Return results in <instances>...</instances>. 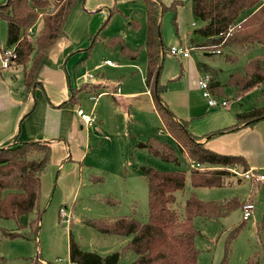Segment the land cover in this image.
Segmentation results:
<instances>
[{"label": "rangeland", "instance_id": "374dc122", "mask_svg": "<svg viewBox=\"0 0 264 264\" xmlns=\"http://www.w3.org/2000/svg\"><path fill=\"white\" fill-rule=\"evenodd\" d=\"M4 1L0 0V4ZM160 1L169 6L172 0ZM179 1L183 2L184 6L177 12L176 25L173 11L166 12L162 18L164 42L169 48L171 46L181 48L183 45L182 48L188 49L196 69L204 66L214 69L216 74L212 78L215 82L226 85L230 75L243 72L249 60L256 56L264 57V46H253L244 51L240 48H227L221 53L204 51L200 45L202 38L194 34L203 23L194 17L191 0ZM84 4V1L81 2L82 8ZM113 8L115 11L109 18ZM136 19L138 26L130 25L133 22L137 23ZM145 20L142 0L133 3L117 0V3L98 9L91 16V24L95 29L93 36L99 34V41L91 50L89 57L87 56L88 58L83 57V54L78 52L81 48H78L69 54L73 53L66 61L72 81L78 84L79 89L87 82L84 75L79 78L83 68L85 70L87 68L86 71L94 76V79L88 80L87 89L75 92L78 101L82 102V109L90 112L99 93H111L99 98V107L97 111H94L96 122L92 127H88L90 130L92 128L90 132L92 151L88 152L87 161L82 165L79 164V167H82H80L77 182L74 176L69 174L70 171L68 172L69 165H66L67 169L64 170V160L62 165L59 164L62 160L59 162L54 160L53 156L50 157V162L42 176L39 204L40 209L44 210V215L38 242H27L23 238H7L2 232L16 230L17 223L0 217V264H32L44 257L51 258L49 262L53 264H66L71 236L85 252L95 253L101 257L121 253L132 236L103 235L86 222L128 217L146 223L149 217L148 187L147 180L141 173V167L148 165L161 171L189 168V161L183 156H180L181 163L178 165L165 162L151 154L149 144L152 137L168 143L180 154L175 140L162 127L155 105L150 102L151 97L143 96L130 100L116 97L146 91L144 84L147 70ZM84 24V21L76 20L75 30L80 31ZM115 37H119L129 49L139 52L134 62L121 51V47L111 49L104 44L105 40ZM7 40L8 25L4 19L0 18V46H7ZM76 40L81 38L78 35L73 36L71 42ZM107 60L116 64L117 67L107 66L105 64ZM180 61L184 63L185 59L179 60L168 54L166 58L168 73L179 66L177 74L179 75ZM183 67L185 69L184 64ZM13 71L18 78L14 83L19 84L23 77V68H14ZM168 73L162 75V82L169 83L168 88L174 86L172 90L182 89L189 92L192 86L189 79L173 81ZM184 73L183 70L182 75ZM99 83L101 85L98 87L94 86ZM117 85L121 88V92L113 96L112 91ZM192 87L203 95V90L199 87L196 85ZM227 92L228 96L224 99L228 102V106L224 108H229L228 110H231L233 114L264 106V94L261 88L247 91L239 99L235 98L230 88H227ZM194 97H196L195 94L192 95V98ZM107 105H112L115 112L107 110ZM221 108L223 107L218 106L216 109ZM231 170L229 176L225 178V185L217 188H195L188 178L184 191L176 194L177 200L171 206L172 209L183 214L185 201L192 193L203 200L225 201L237 197L246 202L251 200L254 205L252 217L248 220L244 219L243 208L220 219L198 218L195 220V227L199 231L195 241L200 252L198 264H221L226 255V243L231 237L230 233L235 230L237 235L230 246L228 264H247L248 259L253 256L259 264H264V234L258 232L264 220V182L256 184L236 173L237 176H235L233 171L239 174L243 172L240 168ZM258 172L264 173V169ZM93 174L102 179L92 181ZM58 203L61 204L65 215L60 213L61 207ZM25 220H23L24 223ZM56 223L57 228L54 226ZM21 233L29 234V230L21 231ZM23 245L33 250L32 256L21 254L25 250ZM134 259V254H129L121 257L119 264H131Z\"/></svg>", "mask_w": 264, "mask_h": 264}, {"label": "trees", "instance_id": "16d2710c", "mask_svg": "<svg viewBox=\"0 0 264 264\" xmlns=\"http://www.w3.org/2000/svg\"><path fill=\"white\" fill-rule=\"evenodd\" d=\"M84 0H5L0 4V18L8 25L7 46L15 47L17 59L14 63L24 68L26 95L41 86L39 72L48 60L49 53L61 37L75 7ZM192 12L202 26L195 30L203 42L201 48L208 53H221L223 49L241 50L253 46H264V0H191ZM146 14V86L152 95L155 111L162 127L175 140L180 154L168 143L157 137L150 138L151 154L169 163L180 164V156L187 158L189 168L177 171H161L152 166L141 167L147 180L149 217L146 223L134 218L116 220L97 219L86 223L103 235L132 236L123 251L101 257L85 252L77 241L70 237V264H119L121 257L134 254L131 264H198L199 250L195 241L199 231L195 220L220 219L242 208L245 201L237 197L225 201L203 200L192 193L185 201L184 213L171 206L178 192L184 191L187 179L195 188H217L225 185L231 169L250 170L247 159L237 155H222L205 147L202 139L189 132V121L176 119L163 99L168 85L162 83L164 60L168 48L163 39L162 18L168 11L176 16L184 5L174 0L169 6L160 0H144ZM109 13V18L114 13ZM137 21V20H135ZM41 24L39 31L37 27ZM134 26H138L133 22ZM99 41V34L92 36L85 49L90 53ZM109 48L121 47V51L132 59L138 51L129 49L119 38L105 40ZM182 70V66H181ZM199 70L210 77L209 92L216 98H226L227 88L239 99L247 91L261 88L264 94V57L249 60L243 72L230 75L226 85L213 80L216 71L207 66ZM182 73V72H181ZM264 120V106L236 115V125L251 127ZM224 131H220L221 134ZM216 134L208 135L209 138ZM52 149L47 142H20L15 146L0 148V217L15 221V231L2 233L10 239L29 238L38 242L44 210L40 209L42 176L50 162ZM199 165V166H198ZM235 174V173H234ZM235 176H237L235 174ZM92 175L91 180H101ZM114 201L113 199H111ZM115 202V201H114ZM33 216L28 223L23 220ZM258 232L264 234V220ZM29 230V234L21 231ZM237 230L231 232L226 243V255L221 264H228L231 244ZM247 264H259L255 256Z\"/></svg>", "mask_w": 264, "mask_h": 264}, {"label": "crops", "instance_id": "0c3cea01", "mask_svg": "<svg viewBox=\"0 0 264 264\" xmlns=\"http://www.w3.org/2000/svg\"><path fill=\"white\" fill-rule=\"evenodd\" d=\"M126 1H132L133 3L137 0ZM142 1L144 2V0ZM173 1L174 0H172L171 3ZM84 2L85 4L83 8L80 5L81 3L75 7L65 26V35L61 37L51 49L48 60L42 65L39 72L41 86L35 89L33 93L26 95L24 86V68L22 66L16 65L14 61L11 62L8 68H3L2 66L1 57L3 52L8 49L15 51V47L0 46V148L15 146L20 142H47L51 146V156H53V159L58 160L59 162L62 160L59 164H62L64 160V170L67 169L65 166L69 165L68 172L70 171L69 174L74 176L76 182L78 181L80 167H82H79V164L82 165V163H85L89 156L88 152L92 151L90 135L92 128L90 130L88 127L84 126L80 116L77 114V111L82 109V102L78 101L75 92L87 89L89 83L88 80L90 79L84 78L87 79V82L79 89L78 84L72 81L70 73L68 72L66 60L70 58L73 53L71 55L69 54L73 52V50L76 51L78 48H81L78 52H81L83 57H89L90 53H87L85 49L89 46V40L95 31L91 24V16L96 13L98 9L109 7L117 3V0H84ZM76 20H82L85 22L80 31H76L74 28ZM131 24L133 23H130V25ZM39 29L40 27L38 26L37 32ZM194 34L197 35L195 32ZM76 35H78L81 40H76L72 43V38ZM181 46L183 47V45ZM171 47L169 48L167 46L168 51L164 60V74L168 73V62H166V58L168 54L172 55L170 53ZM174 57L179 60L185 59V62L183 63L180 61L182 70L180 68L179 75H177L179 72L178 66L175 70H172L171 73H168V76L173 78V81L177 82L185 81L187 78L192 83V86L196 85V87H198V82L205 75L198 69L199 67L197 69L195 68L193 59L190 55L188 58H182L180 56ZM128 59L132 62L136 60V58L132 59L130 57H128ZM187 63L188 66L186 67ZM183 64L185 65V69ZM19 67L23 68V77L19 84H15L14 82L17 81L18 78L13 69ZM109 67H117V65L115 64V66ZM83 70L85 69L83 68ZM83 70L79 78H82L83 75L88 73L86 71L87 68L85 71ZM183 70L185 73L182 75L181 72H183ZM146 77L147 70L144 77V84L146 87L145 92L129 93L123 97H116L123 100L138 99L143 96L152 98V95L146 86ZM77 80L78 78L76 77V81ZM161 81H163V79H161ZM168 84L169 83H167V85ZM99 85H101V83L94 86L98 87ZM192 86L188 93L182 89L172 90L171 88L174 86H171V88L169 87L167 92L163 95V99L175 115L176 119L189 121V132L193 136L201 138L202 143L206 148L222 155H237L245 157L251 171L258 172V170L264 169V120L251 127L242 125L231 130L229 128H233L237 123L236 115L242 113V111L233 114L231 110H228L229 108H209L208 99L204 96V92L202 95V93L195 90ZM110 94L111 93L107 92L99 93L91 111L88 112L84 109L83 110L86 113H92L94 115V111H97L100 104L99 98ZM194 94L196 97L192 98V95ZM112 95L119 94L113 89ZM150 102H152V104L154 103L153 98ZM106 109L115 112V108L112 105H107ZM220 131L224 132L218 134ZM160 132L163 133L162 131ZM210 134L216 135L209 138L208 135ZM68 172H66V174H68ZM248 202H251V200H248ZM58 205L61 207L60 203H58ZM61 210L62 207L60 208V213ZM32 217V215L28 216L25 223H28ZM54 226L57 228V223ZM10 230L15 231V229ZM25 230H28V228ZM23 239L27 240V242L33 241L29 238ZM23 247L25 250L21 254L23 256H32L34 253L33 250H29L25 245H23ZM49 259L52 260L51 258L44 257L40 258V260L37 259V262H34L32 259L31 261L34 262L32 264H53L52 262H49ZM66 264H70L69 256Z\"/></svg>", "mask_w": 264, "mask_h": 264}, {"label": "built area", "instance_id": "2783aa9c", "mask_svg": "<svg viewBox=\"0 0 264 264\" xmlns=\"http://www.w3.org/2000/svg\"><path fill=\"white\" fill-rule=\"evenodd\" d=\"M170 53L173 56H180L182 58H188V56H189V51L186 48L184 49V48L172 47L170 49ZM1 58H2L3 68H8L10 66L11 62L15 61L17 59V54L15 53L14 50L8 49V50H5L3 52ZM105 64L108 66H115V64L109 60L105 61ZM84 78L94 79V76L92 74L86 73L84 75ZM209 81H210V77L208 75H205L197 84L198 87L201 90H203L204 96L208 99L209 108H216L218 106L227 107L228 102L225 99L216 98L209 92ZM115 90H116L117 94H120L121 89H120L119 85H117ZM77 114L80 116L81 121L83 122L84 126H86V127L92 126L96 121V118L92 113H86L83 109H79L77 111ZM233 172L236 173L240 177H243L247 180L253 181L256 184L264 182V173H259V172H255V171H248L246 173L239 174L236 171H233ZM242 208H243V212H244V219L245 220L250 219L252 217V213L254 210L253 203L252 202H246ZM61 214L65 215V213H63V210H61Z\"/></svg>", "mask_w": 264, "mask_h": 264}]
</instances>
